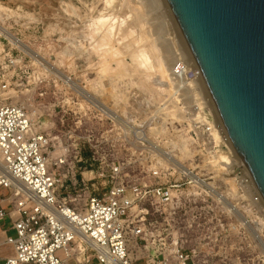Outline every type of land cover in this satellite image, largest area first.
<instances>
[{
	"label": "rangeland",
	"instance_id": "1",
	"mask_svg": "<svg viewBox=\"0 0 264 264\" xmlns=\"http://www.w3.org/2000/svg\"><path fill=\"white\" fill-rule=\"evenodd\" d=\"M164 2L170 20L159 5L155 8L149 0H0V99L25 107L32 122L30 132L51 138L45 154L50 171L60 180L57 198L70 206L84 208L100 182L96 173L102 169L106 174L110 167L120 169L118 177L112 180L106 177L109 182L147 186L157 182L151 174L153 145L164 133L168 136L173 132L168 127H155L152 119L156 115L163 126L177 122L164 112L176 82L174 66L183 65L185 73L193 76L189 61L178 52L183 51L181 42L194 59ZM130 4L142 5L144 9L143 21L149 27L145 29H149V39L159 46L170 85L167 79L147 68L138 72L131 52L121 47L118 33L109 32L119 20L130 15ZM176 33L178 38L173 37ZM9 35L46 64L26 54L10 41ZM59 75L67 76L71 85ZM73 85L84 89L93 99L77 92ZM103 106L105 109L100 108ZM112 112L117 114V121L107 116ZM139 131L145 140L142 143L136 139ZM60 141L68 147L67 163L61 166ZM178 144L179 158L185 163L189 158L184 151L186 145ZM216 184L227 197L234 195L238 199L229 190L227 179L222 178ZM238 201L240 216L250 214L259 222L260 214L247 207L242 192ZM143 208L144 235L140 239L129 238L135 264L176 250L193 255L204 264H264L261 244L251 238L240 217L229 216L226 209L209 198L191 197L190 192L182 190L168 205L159 206L149 198ZM132 240L139 244L131 243ZM77 248L80 244L73 248L80 258Z\"/></svg>",
	"mask_w": 264,
	"mask_h": 264
},
{
	"label": "built area",
	"instance_id": "2",
	"mask_svg": "<svg viewBox=\"0 0 264 264\" xmlns=\"http://www.w3.org/2000/svg\"><path fill=\"white\" fill-rule=\"evenodd\" d=\"M184 70L183 65H175L176 83L166 101L180 110L181 123L168 122L163 126L156 115L152 119L155 127H168L173 132L168 136L162 132V138L153 145L151 174L157 182L151 186L109 182V178L119 176L120 169L110 167L108 174L102 169L96 173V180L100 182L84 208L70 206L57 198L60 180L50 171L45 154L51 138L43 133H30L32 122L25 107L0 99V157L3 162L0 163V188L9 190L19 214L13 224L15 237L7 239L14 254L5 264H66L68 258L76 256L73 248L79 244L78 264H135L129 238L140 239L144 235L142 226L146 210L143 204L151 198L159 206L168 205L182 190L190 192L191 197L209 198L233 218L238 215L251 238L264 246L263 198L242 160L235 156L214 102L209 92L202 90L205 83L193 82L195 78ZM1 89H6L4 83ZM136 139L141 143L145 141L140 131ZM179 142L186 145L184 151L189 158L185 163L179 158ZM59 143L62 157L58 165L61 166L67 163L68 147ZM222 178L231 183L229 190H233L238 199L239 193H243L247 207L260 214L259 222L250 214L240 216L238 199L232 193L233 197H227L226 192L217 187L216 183ZM65 206L68 213L64 212ZM4 215L0 209V219ZM189 261L204 264L193 255L178 250L172 254L161 253L141 264H188Z\"/></svg>",
	"mask_w": 264,
	"mask_h": 264
},
{
	"label": "water",
	"instance_id": "3",
	"mask_svg": "<svg viewBox=\"0 0 264 264\" xmlns=\"http://www.w3.org/2000/svg\"><path fill=\"white\" fill-rule=\"evenodd\" d=\"M264 200V0H166Z\"/></svg>",
	"mask_w": 264,
	"mask_h": 264
},
{
	"label": "bare ground",
	"instance_id": "4",
	"mask_svg": "<svg viewBox=\"0 0 264 264\" xmlns=\"http://www.w3.org/2000/svg\"><path fill=\"white\" fill-rule=\"evenodd\" d=\"M149 2H152V4L156 5V7L159 5V8L163 11V14L165 15V18L168 20L171 19L169 12H168V8L166 7V4L164 2V0H149ZM126 3V2H125ZM151 4V3H150ZM142 6V5H141ZM141 6L139 5H135V4H130L129 7V13L130 15L128 17H125L123 20H119V22L114 25V27L112 30H109V32L114 33L117 32L118 33V38L119 41L121 42V47H123L124 49H126L127 51L131 52L132 55V61L134 63V66L136 68V70L138 72L143 71V68H147L149 70V72H152L153 74H158V76H160L162 79H167V83H169V85L171 84V80H168V73H167V69L165 68V63H163V57L161 56V51L159 52V49L157 47V45L155 44V42L152 39H149V37H151V35L149 34L148 30H146V26L147 24L144 23L145 21H143L145 18H143V14L144 12L141 9ZM144 7V6H143ZM152 7V6H151ZM155 7V8H156ZM154 8V9H155ZM128 9V8H127ZM145 17V16H144ZM122 19V18H121ZM108 22V21H107ZM146 24V25H145ZM148 27V26H147ZM149 28V27H148ZM104 30V29H103ZM108 32V33H109ZM103 33H107V30L104 31ZM112 35V34H111ZM113 35H116L113 34ZM181 35V34H180ZM104 36V35H103ZM102 36V37H103ZM107 35H105L104 37H106ZM109 36V35H108ZM107 36V37H108ZM106 37V38H107ZM173 37L178 38V34L176 33V35H174ZM8 38L10 39V41H14L16 43V45L20 46L22 49L25 50L26 54L30 55L31 57H33L34 59L38 60L39 63H45L40 57H38L36 54H33L27 47H25L24 45H21L18 41L16 42V40L14 39V37L12 36H8ZM111 38V37H110ZM175 38V39H176ZM103 39V38H102ZM113 39V38H112ZM105 40V39H104ZM103 40V41H104ZM111 40V39H110ZM180 40V39H179ZM107 41V40H106ZM178 40H176L177 42ZM112 42V40H111ZM178 43V42H177ZM180 43V42H179ZM104 44V43H103ZM181 46H183V51L180 50L178 51L179 53H181V55L183 54V56L186 57V60L189 61V66L193 69V82L196 81H200L201 84L204 82L203 76L200 72L197 71V65L194 63V59H192V57L188 54V51L186 49V47H184V45L182 44V42L180 43ZM179 46V45H178ZM161 48V47H160ZM181 48V49H182ZM163 55V54H162ZM182 57V56H181ZM187 63V62H186ZM191 64V65H190ZM195 64V65H194ZM175 67V66H174ZM52 70V68H51ZM174 74V72H173ZM60 78L63 79L64 82H66L67 84L71 85V83H69V79L67 76H62L59 75ZM171 76V75H169ZM199 82V83H200ZM173 83V82H172ZM176 83V82H174ZM204 85V84H203ZM76 88V91L78 92H82L83 95L87 94L84 89L77 87L76 85H73ZM171 87V86H169ZM202 88V86H201ZM202 90L204 92H208L206 86H204L202 88ZM80 94V93H79ZM85 96V95H84ZM83 96V97H84ZM88 96V94L86 95ZM89 99H91L90 95L88 96ZM86 99V98H84ZM93 99V98H92ZM91 99V100H92ZM170 99V98H169ZM92 102H95L92 101ZM98 104V103H97ZM96 105V104H95ZM100 105V104H99ZM103 105V104H102ZM97 106V105H96ZM101 106V105H100ZM98 107V106H97ZM102 109H105V107H100ZM107 108V107H106ZM164 108H165V104H164ZM101 110V109H100ZM108 111V110H107ZM105 112V111H104ZM109 112V111H108ZM111 112V110H110ZM165 112V116L172 119L173 121H177L178 123H181L182 121V115L180 110L175 106V105H169L167 104L166 106V111L164 109ZM114 112H112L113 114ZM111 113L107 116H109L112 119H115L116 121L118 120V116L117 114H113V116ZM169 115V116H168ZM119 122V121H118ZM117 122V123H118ZM141 132V131H140ZM31 133V132H30ZM143 134V133H142ZM236 151L234 150V154L235 156L238 155L235 153ZM239 156V155H238ZM240 158V157H239ZM238 159V157H237ZM0 163L3 164L2 159L0 157ZM228 181V180H227ZM231 184V183H230ZM200 187H204L203 184H200ZM210 193V192H209ZM211 194V193H210ZM215 195V194H214ZM217 196V195H216ZM261 201L264 202V200L262 199ZM64 212L68 213V208L67 206L64 207ZM242 224V223H241ZM135 243L137 245L136 241H131V243ZM261 251L262 254L264 255V246L261 245Z\"/></svg>",
	"mask_w": 264,
	"mask_h": 264
},
{
	"label": "crops",
	"instance_id": "5",
	"mask_svg": "<svg viewBox=\"0 0 264 264\" xmlns=\"http://www.w3.org/2000/svg\"><path fill=\"white\" fill-rule=\"evenodd\" d=\"M0 209L5 212L3 218L0 219V264H5V260L14 254L13 246L7 242V239L15 237L13 224L19 216L10 192L5 188H0ZM71 260L72 264H78L76 256L68 258L66 264H70Z\"/></svg>",
	"mask_w": 264,
	"mask_h": 264
}]
</instances>
